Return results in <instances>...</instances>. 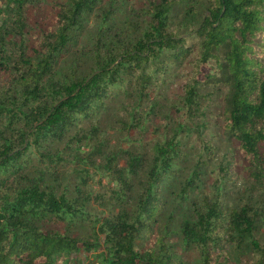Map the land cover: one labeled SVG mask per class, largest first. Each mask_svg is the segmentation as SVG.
I'll list each match as a JSON object with an SVG mask.
<instances>
[{"label": "trees", "instance_id": "1", "mask_svg": "<svg viewBox=\"0 0 264 264\" xmlns=\"http://www.w3.org/2000/svg\"><path fill=\"white\" fill-rule=\"evenodd\" d=\"M105 1L59 0L56 28L47 29L40 39L34 37L28 48L22 34L23 7L30 1L10 0L0 7V68L9 69L0 88V264H83L78 253L102 249L68 230L60 233L43 227L53 222L70 230L84 219V202L77 200L83 198L78 195L79 188L73 200L57 195L43 185V170L25 173L26 162L37 158L48 164L49 144L72 139L70 134L106 108L116 90L132 85L144 95L158 79L165 81L173 71H179L188 63L193 47L170 25L181 16L180 22L188 23L201 10L204 15L188 34L198 40L200 52L193 63L194 77L183 86L185 106L196 109L207 87L225 89L222 127L245 159V173L264 191V0H161L152 6L147 28L122 46L113 44L109 28L113 1L107 0L108 5L101 7ZM178 6L184 12L175 14ZM100 8L103 29L90 49L93 65L89 73L72 75L57 84L56 66L77 47L86 18ZM13 20L17 44L6 36L7 22ZM11 46L18 47L12 59L6 55ZM155 148L164 159L162 166L147 172V186L139 193L134 209L123 207L104 224L108 256L99 254L84 264H184L173 259V246L166 240L175 232L170 229L173 216L160 222L167 204L163 192L174 176L171 166L180 150L176 143ZM205 149L210 158V146ZM127 155L126 172L136 176L140 157ZM207 160L200 159L197 167L207 166ZM237 168L231 155L224 166L225 182H237ZM117 172L119 183L130 189L125 170ZM199 173L194 172L180 187L181 200L190 198ZM222 190L218 189L213 199L202 197L192 206L190 216L182 219L178 231L184 246L199 252L201 264H264V255L234 260L227 256L228 244L230 252L240 257L258 252L253 238L259 226L248 202L223 208L222 198L229 187ZM156 227L154 245L141 250L139 245Z\"/></svg>", "mask_w": 264, "mask_h": 264}, {"label": "rangeland", "instance_id": "2", "mask_svg": "<svg viewBox=\"0 0 264 264\" xmlns=\"http://www.w3.org/2000/svg\"><path fill=\"white\" fill-rule=\"evenodd\" d=\"M9 1L0 0V7L3 8L5 2ZM29 1L30 4L23 7L25 28L22 34L25 35L27 48L34 37L40 39L47 29L56 28L58 20L55 12L59 7V0ZM106 1L101 7L108 5ZM112 1L114 8L109 28L113 34V44L119 42L117 44L122 46L129 44L130 40H134L147 28L152 21V6L161 0ZM181 6L175 8V14L178 11L184 12ZM101 9H95L86 18L77 47L56 66L54 78L57 84L66 82L72 75L79 77L89 73L93 65L90 49L97 33L103 29L100 28ZM203 12L204 10H201L193 20L189 19L188 23L180 22L181 16L170 25L171 29L184 34L185 40L193 47L188 63L183 64L179 71H173L171 77H167L165 81L158 79L155 85L144 91V95L132 85L116 90L114 97L107 101L106 108L100 109L70 134L73 135L72 139L66 137L60 142L49 144L46 151L51 154V161L48 164L39 163L37 158L26 162L25 173L31 175L37 170H43V185L57 195L65 194L66 198L73 200L77 195L75 190L80 189L81 194L78 195L83 199L77 200L84 202V219L73 225L70 230L64 224L53 222H46L43 227L58 229L60 233L68 230L73 235L83 237L102 248L96 249L92 254L78 253L76 256L83 264L99 254L108 256V245L104 242L105 222L113 220L123 207L128 211L134 209L139 193L147 186V172L152 167L162 166L164 159L156 153L155 147H170L174 143L180 151L171 166L174 176L168 189L163 192L167 204L160 218L163 223L169 215L173 216L170 229L175 232L166 238L173 246V259L181 260L184 264H201L199 252L184 246L178 231L179 226L183 218L190 216L192 206L197 201L204 196L213 199L218 189L223 191L222 187H229L228 193L222 198V207L231 209L248 202L259 226L258 234L253 238L257 243L258 252L244 253V256L240 257L230 252L228 244L227 256L234 260L247 256L257 259L264 255V191L245 173L246 161L237 144L228 139L222 127L220 116L224 106L225 89L217 91L207 87L202 90L204 99L196 109H188L185 106L183 86L194 77L193 63L199 60L197 52H200L198 40L188 34L200 21ZM7 27V40L19 43V35L15 34L16 21L7 22ZM114 34H120V37ZM12 46L6 54L10 59L12 53L18 49ZM111 48L112 46L108 50ZM104 53L105 51H101L100 54L105 55ZM209 64L212 65V62ZM8 71L9 69L0 68V88L8 79ZM208 146L212 150L211 154L213 153L210 158L209 151L205 149ZM127 152L132 153L134 157H140L141 169L136 176L126 172ZM231 155L238 167L237 182L234 185L228 184L223 178L224 166ZM200 159H208L207 166L201 165L198 168ZM120 169L125 170L123 174L126 181H129L130 189H124L119 183L117 170ZM196 171L200 172V180L190 191V198L183 201L179 196L180 187ZM157 230L158 227L152 234L145 236L143 243L139 245L141 250L154 245Z\"/></svg>", "mask_w": 264, "mask_h": 264}]
</instances>
